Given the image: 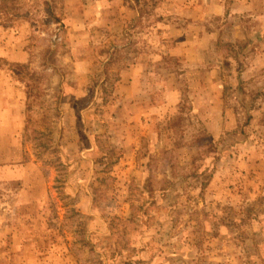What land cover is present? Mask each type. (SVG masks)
I'll list each match as a JSON object with an SVG mask.
<instances>
[{"label":"rangeland","instance_id":"374dc122","mask_svg":"<svg viewBox=\"0 0 264 264\" xmlns=\"http://www.w3.org/2000/svg\"><path fill=\"white\" fill-rule=\"evenodd\" d=\"M47 1L53 15L41 1L13 16L10 24H0L14 31L16 44L21 41L30 48L29 61L22 63L38 78L37 97L26 95L23 101L20 95L11 112L25 145L15 141V156L20 158L18 152L24 150L22 158L37 165V184L42 188L46 183L49 193L46 200L35 201L38 187L31 186L35 181L30 175V187L19 189L27 191L23 198L0 189V264H264V68L247 61L253 69L241 79L236 77L237 64L229 62L226 81L238 83L234 88L241 98L220 105L196 98L203 116L183 115L193 98L186 91L184 73L175 75L165 85L179 86L182 98L178 101L174 89L167 91L170 101L166 112L161 109L157 115L159 122H151V115L140 122L132 109L138 100L126 98L116 76L128 56L140 52L134 48L147 56L153 17L141 19L147 23L137 38L126 37L120 32L121 11L113 9L117 18L107 24L113 22L114 27L106 37H97L95 51L77 50L68 56L71 26L58 25L69 4ZM128 24L134 28L135 22ZM208 55L210 62H223L215 51ZM162 60L179 72L186 69L181 60L174 64L165 55ZM0 67L13 69L18 77L22 73L16 62L2 56ZM60 75L68 98L59 138L50 127L55 116L37 102L41 99L47 107ZM28 101L36 111H28ZM220 107H229L230 115L216 116ZM2 111L5 129L11 118ZM27 113H33L29 124ZM168 138L170 146L176 145L175 157L162 153L171 149ZM4 141L0 136L2 152ZM231 159L236 163L233 172L224 166ZM222 166L231 177L228 183L213 180ZM15 170L31 171L24 163ZM195 170L214 172L205 187L191 175ZM166 178L172 182L165 184ZM219 218L232 226L220 223L215 234L212 223Z\"/></svg>","mask_w":264,"mask_h":264},{"label":"crops","instance_id":"0c3cea01","mask_svg":"<svg viewBox=\"0 0 264 264\" xmlns=\"http://www.w3.org/2000/svg\"><path fill=\"white\" fill-rule=\"evenodd\" d=\"M65 1L68 2L69 8L67 9L66 5L64 18L59 19L60 24L58 26L60 29H66L68 25L71 26L72 40L70 38L68 40V44L71 45L70 51L66 54L68 56L72 53L74 55L77 50L86 53L95 51L97 37L101 33L105 34L106 37L107 30L114 27L113 22L107 24L108 19L111 21L117 18L116 13L115 18L112 15L113 9L116 10L119 7L121 11L123 25L119 21L122 26L120 32L126 37L137 38L142 33L138 27L133 25L134 28H131L128 23L136 22L138 19L145 18L146 15L153 17L155 22L148 34L152 46L149 48L148 54L146 53L147 56H144V51L141 52L139 48L138 52H140L129 62V66L123 68L118 80V83L125 87L126 98L135 99V102L138 100L132 104L133 112H136L138 121L141 120V117L146 118L147 115H151L149 118L151 122H159L157 115L161 113V109L162 113L166 112L164 109L168 108L170 101L167 91L171 92L174 89L175 94L178 93L176 96L179 98L178 101L182 98L183 91L179 86L167 88L165 85L166 81L175 78V75L184 73L188 89L186 91H188L190 98H193L192 107L189 106L184 109L183 115L195 116L198 114L203 116L206 115L205 111L201 106L194 104L196 98L206 102L209 100L210 105L212 102L214 105H220L226 100L229 102L235 100L236 102L238 98H241L235 92V88H239H237L238 83L231 81L230 85L226 81L225 69L231 65L229 62H234V65L237 64L240 74L237 72L236 77L241 79H245L253 69V66L246 64L247 61H252L254 64L256 61L260 68H264V0ZM143 2L147 4V10L140 8V4ZM109 12H111L110 18H108ZM13 34L14 31L0 26V56L5 57L8 62L27 63L30 57V48L26 47L25 44L22 45L21 41L16 44V37ZM79 35L82 39L78 37ZM214 51L222 57V63H213L208 60V53ZM164 55L172 61L181 60L186 65V69L179 72L174 65L162 60ZM52 67L54 68V66ZM60 76L61 78L57 79V82L61 81L63 89L60 96L62 109L60 124L62 125L68 89L62 75ZM18 79L20 78L16 76L13 69L0 67V114L3 113L2 109H5L6 115L11 118L5 129H3L4 125H2L0 118V136H5L2 145L3 152L0 150L2 153V157H0V189L8 194L12 193L11 195L18 192L17 194L23 198V195L27 196V191L19 189H26V186L30 187V181H28L30 175L35 181L31 186L38 187L36 188L38 195L34 194L35 201L46 200L49 196L46 183L42 188L37 184L39 180V172L36 171L37 165L30 158L27 160L22 158L23 149L18 152L20 158L15 156V141L20 140L22 147L25 145L22 130L17 134L18 131L13 123L15 113H12L16 99L19 100L20 95H24L23 101L27 98L25 82L20 81L21 79L18 81ZM22 84L23 86H21ZM229 88H234L231 94L227 93ZM208 91H210L209 94H207ZM214 114L219 117H227L230 115V108L223 109L220 107V110L216 109ZM61 128L63 129V126ZM166 142L170 146L169 138ZM173 144L169 148H175L176 145ZM20 163H24L31 171L15 174V169ZM224 166H228L232 170L236 163L231 159L228 165L225 164ZM226 174V169L222 166L219 173L214 176V182L223 183L225 180L228 183L231 177L225 176ZM8 196L6 197L9 201L11 198ZM5 205H9V203L5 202ZM5 243L7 246L11 245L9 239ZM7 252L14 255L12 251L9 252L8 250ZM34 257V260H41L40 256L34 255ZM24 258L28 259V255L23 256Z\"/></svg>","mask_w":264,"mask_h":264},{"label":"trees","instance_id":"16d2710c","mask_svg":"<svg viewBox=\"0 0 264 264\" xmlns=\"http://www.w3.org/2000/svg\"><path fill=\"white\" fill-rule=\"evenodd\" d=\"M41 1H43V5L47 8V11L50 13V15H53L52 9H51V2L47 1V0H0V24L3 25H7L10 24V21L12 20L13 16H16L17 14H19L20 12H22L23 10H25L26 8H30L33 6H37L38 3H41ZM146 3L143 2L140 4V8H146ZM21 10V11H20ZM41 23H43V21H41ZM147 22L144 23V21H142L141 19H138L135 22V26L138 27L140 29V31H142V29L145 27V24ZM132 42L133 41H129L127 46L128 47H132ZM132 45V46H131ZM135 50L138 51V48H134ZM136 51V53H137ZM136 56V55H135ZM123 57V56H122ZM130 59L127 62H124V64L121 66L122 68H126L127 66H129V62L131 60L134 59L133 55L128 56ZM174 63H177L178 61H173ZM16 65L21 69L20 71L22 72L21 74H19V77L21 80H23L25 82V90H26V94L27 96H33V97H37L36 93H35V89L37 88V85H35V81H38L37 75L35 73H30L28 70V65H25L23 63H16ZM107 65V63H106ZM55 69V68H54ZM53 69V70H54ZM118 77V79L120 78V76H116ZM63 89H62V83H58L56 85V92L53 94V96L51 97V99H48V105L47 107H45L42 103V100L40 99L37 103L39 104V107L45 109V110H50L49 112L51 113V116H55V120H51L50 121V127L55 128V132H60L61 128V106H60V96L62 93ZM32 108V102L28 101V106L27 109L28 111H30V109ZM36 111V109L32 108V112ZM27 121L28 124L30 122V116L33 115V113H27ZM50 116L49 115H45L44 118L48 120ZM43 133V132H42ZM49 134V133H47ZM50 138V137H49ZM59 138H60V133H59ZM48 139V137H47ZM59 141H56V144ZM162 153L167 154L168 156L171 157H175L177 151L175 148H171V149H164L162 150ZM206 173V174H205ZM163 174L166 176V170L163 171ZM214 172H208L207 171H201L199 172L198 170L192 171V176H196L198 178H200L201 181V188L205 187L206 184L212 179ZM168 182H172L170 181V179L166 178V181H164V183H168ZM195 213H197L196 211H194ZM233 213L232 212H228V216H232ZM134 217L138 215L136 213L132 214ZM220 223L225 224V226L227 227H231L232 225H230L229 223L225 222V218H219L218 222L216 220H213V232L215 234L218 233V225ZM230 223H231V219H230ZM236 223V222H235ZM234 224V223H232Z\"/></svg>","mask_w":264,"mask_h":264}]
</instances>
